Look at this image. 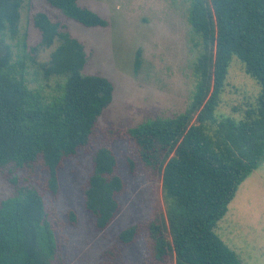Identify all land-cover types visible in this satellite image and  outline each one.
<instances>
[{
	"label": "trees",
	"instance_id": "16d2710c",
	"mask_svg": "<svg viewBox=\"0 0 264 264\" xmlns=\"http://www.w3.org/2000/svg\"><path fill=\"white\" fill-rule=\"evenodd\" d=\"M29 1L0 0V166L41 162L55 194L62 162L91 143L115 87L105 76L84 73V44L44 11L33 18L41 32L39 45L29 47L24 35L15 56L9 39L20 35L21 9ZM45 1L82 25L108 24L78 0ZM188 13L201 39L189 105L172 118H148L127 131L142 163L162 174L166 210L149 227L153 254L158 261L172 255L175 264H244L215 227L241 183L264 161V0H191ZM56 42L49 60L37 61L39 48ZM233 55L260 86L241 119L216 113ZM28 61L45 79H63L54 94L30 87ZM140 63L139 50L136 68ZM117 167L109 146L97 148L84 200L100 230L120 208L117 196L125 184ZM56 230L41 192L18 187L0 201V264H55ZM136 234L137 226H129L119 240L131 243Z\"/></svg>",
	"mask_w": 264,
	"mask_h": 264
},
{
	"label": "rangeland",
	"instance_id": "374dc122",
	"mask_svg": "<svg viewBox=\"0 0 264 264\" xmlns=\"http://www.w3.org/2000/svg\"><path fill=\"white\" fill-rule=\"evenodd\" d=\"M78 2L106 18L108 24L85 26L45 0H30L21 9L20 35L9 41L15 56L24 35L29 47L39 45L41 32L33 18L38 11L48 13L84 44V73L99 74L113 82V100L99 117L91 143L62 162L57 193L49 191L48 174L41 162L20 168L0 166V201L18 187L34 186L41 192L57 227L55 264H175L172 255L163 261L155 258L149 231L151 223L166 210L162 174L142 163L127 131L148 118H172L191 101L197 82L195 63L201 50L196 45L201 39L188 19L191 0ZM56 45L40 47L37 61H48ZM139 50L141 63L136 68ZM37 70L38 66L28 61L30 87L42 88L48 96L54 94L63 79H45ZM259 92L260 86L233 55L217 115L241 119ZM105 145L116 154L125 187L117 196L120 208L115 219L100 230L85 207L84 191L93 170V155ZM129 159L135 163L133 169ZM132 225L137 226L136 237L131 243H123L119 234ZM215 232L244 264H264V161L241 183Z\"/></svg>",
	"mask_w": 264,
	"mask_h": 264
}]
</instances>
